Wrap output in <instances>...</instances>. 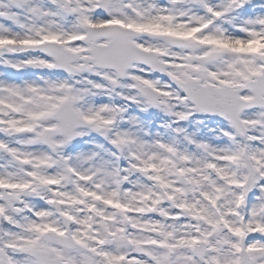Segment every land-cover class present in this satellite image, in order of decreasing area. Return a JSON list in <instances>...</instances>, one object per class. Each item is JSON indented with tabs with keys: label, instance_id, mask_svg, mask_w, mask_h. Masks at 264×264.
Wrapping results in <instances>:
<instances>
[{
	"label": "snow or ice",
	"instance_id": "1",
	"mask_svg": "<svg viewBox=\"0 0 264 264\" xmlns=\"http://www.w3.org/2000/svg\"><path fill=\"white\" fill-rule=\"evenodd\" d=\"M0 264H264V0H0Z\"/></svg>",
	"mask_w": 264,
	"mask_h": 264
}]
</instances>
